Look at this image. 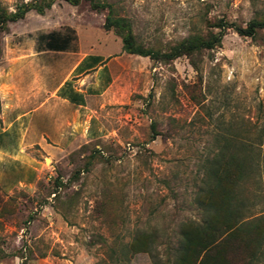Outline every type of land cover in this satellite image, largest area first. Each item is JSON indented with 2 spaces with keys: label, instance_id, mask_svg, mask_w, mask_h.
I'll return each mask as SVG.
<instances>
[{
  "label": "rangeland",
  "instance_id": "rangeland-1",
  "mask_svg": "<svg viewBox=\"0 0 264 264\" xmlns=\"http://www.w3.org/2000/svg\"><path fill=\"white\" fill-rule=\"evenodd\" d=\"M22 1L0 3L13 10ZM102 1L131 22L137 40L161 50L207 30L206 18L244 26L264 12V0ZM106 14L85 0H56L44 14L30 10L0 32V121L13 96L11 79L30 86L33 51L110 60L99 76L71 79L89 97L76 120L59 130V141L51 134L47 144L0 151V264H152L148 253L128 252L133 235L155 230L162 257L175 247L179 225L201 218L196 193L228 140L248 149L250 173L242 185L253 212L264 213V28L253 37L227 29L197 73L185 56L164 64L124 52L121 38L103 27ZM48 34L63 48L48 42ZM71 58H37L53 70L49 85ZM152 122L160 134L152 135ZM9 139L2 143L12 148ZM29 166L35 177L21 181Z\"/></svg>",
  "mask_w": 264,
  "mask_h": 264
},
{
  "label": "trees",
  "instance_id": "trees-1",
  "mask_svg": "<svg viewBox=\"0 0 264 264\" xmlns=\"http://www.w3.org/2000/svg\"><path fill=\"white\" fill-rule=\"evenodd\" d=\"M55 1H22L13 10H8L0 3V32L7 29L8 22L23 19L30 10L44 14ZM65 1L78 5L82 0ZM85 1L95 11L107 9L103 27L121 38L124 52L164 64L185 56L197 73L205 52L221 44L227 29H232L240 36L253 37L258 28H264V12L244 26L227 22L223 18H206L207 30L184 37L169 45L166 50H161L137 40L131 22L125 17L114 15L111 4L102 0ZM46 39L50 43L55 42L56 48H63L60 42H56L55 35L48 34ZM50 43H46V46ZM197 76L200 80L201 75ZM150 125L152 135L160 134L155 122ZM247 156L246 146H241L235 140L224 142L220 151L211 158L203 185L195 196L201 208V218L187 220L179 225L177 245L167 248L164 257L155 247V230L152 229L136 232L127 246L128 252H146L152 264H257L264 255V213L253 212L243 189L242 184L250 173ZM93 157V154L88 156L89 159ZM57 184L64 185L59 179Z\"/></svg>",
  "mask_w": 264,
  "mask_h": 264
},
{
  "label": "crops",
  "instance_id": "crops-1",
  "mask_svg": "<svg viewBox=\"0 0 264 264\" xmlns=\"http://www.w3.org/2000/svg\"><path fill=\"white\" fill-rule=\"evenodd\" d=\"M33 52L34 56L29 58L26 65L32 78L29 88H19L16 80L11 79V86L14 88L13 96L9 102L2 103L0 151L15 150L19 143L25 149L30 145L47 144L51 134L54 140L59 141V130L68 128L71 119L76 120L80 108L86 107L87 97H89L86 88L77 89L71 79L78 75V78L85 79L92 73L99 76L107 72L110 67L107 55L94 57L93 54L85 53L75 61L74 55L64 50L52 51L43 47ZM46 53H66L72 56L68 69L53 85L48 84L53 70L48 68L45 61L37 59ZM12 135L16 136L14 142L9 139ZM6 139H9L14 147L5 146L2 142ZM53 139L52 142H54ZM11 163L20 165L16 159H13ZM23 167L25 166H20V169H24ZM25 171L26 176L20 175L21 181L33 180L36 167L29 166Z\"/></svg>",
  "mask_w": 264,
  "mask_h": 264
}]
</instances>
